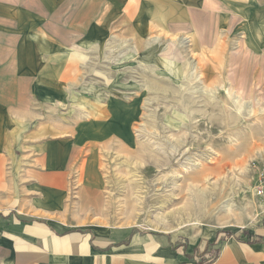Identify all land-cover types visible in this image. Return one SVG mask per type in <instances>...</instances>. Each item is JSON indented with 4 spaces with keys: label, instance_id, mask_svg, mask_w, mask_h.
<instances>
[{
    "label": "crops",
    "instance_id": "1",
    "mask_svg": "<svg viewBox=\"0 0 264 264\" xmlns=\"http://www.w3.org/2000/svg\"><path fill=\"white\" fill-rule=\"evenodd\" d=\"M111 24L141 37L192 35L204 50L227 51L241 35L264 58L263 44L248 43L262 37L264 0H0V264H264L261 205L258 225L228 236L99 213V135L69 106L75 47Z\"/></svg>",
    "mask_w": 264,
    "mask_h": 264
},
{
    "label": "rangeland",
    "instance_id": "2",
    "mask_svg": "<svg viewBox=\"0 0 264 264\" xmlns=\"http://www.w3.org/2000/svg\"><path fill=\"white\" fill-rule=\"evenodd\" d=\"M110 27L75 47L69 106L101 136L93 145L105 180L99 213L111 223L182 233L228 236L258 225L264 58L246 50L241 35L230 36L227 51L204 50L192 35L141 37L128 25ZM254 31L262 37L248 43L264 45V26Z\"/></svg>",
    "mask_w": 264,
    "mask_h": 264
},
{
    "label": "built area",
    "instance_id": "3",
    "mask_svg": "<svg viewBox=\"0 0 264 264\" xmlns=\"http://www.w3.org/2000/svg\"><path fill=\"white\" fill-rule=\"evenodd\" d=\"M260 169L261 172L258 177L257 185L254 188V195L260 201V205L264 210V166H262ZM211 257V255H207L208 260H211Z\"/></svg>",
    "mask_w": 264,
    "mask_h": 264
},
{
    "label": "bare ground",
    "instance_id": "4",
    "mask_svg": "<svg viewBox=\"0 0 264 264\" xmlns=\"http://www.w3.org/2000/svg\"><path fill=\"white\" fill-rule=\"evenodd\" d=\"M202 89H203V88H202ZM200 90H201V89H200ZM166 92H167V91H166ZM198 92H199V91H198ZM201 92H202V90H201ZM186 107H187V106H186ZM153 157H154V156H153ZM150 158H151V157H150ZM151 160H152V158H151ZM157 161H158V160H157ZM157 161H156V162H157ZM155 164H156V163H155ZM191 165H193V164H191ZM184 166H185L186 169H189V168H190V167H189L190 165H189V166H188V165H184ZM171 185H172L171 183H167V184H165L166 187L169 186L170 188H171ZM231 203H232V202H231ZM231 203H226L225 207L228 208V209L230 208V210H232V208H233V204H231ZM190 207H191V210H192V206H190ZM186 209H187V208H186ZM234 211H235V210H234Z\"/></svg>",
    "mask_w": 264,
    "mask_h": 264
}]
</instances>
